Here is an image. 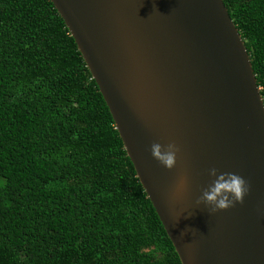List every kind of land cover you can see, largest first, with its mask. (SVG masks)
I'll return each mask as SVG.
<instances>
[{"label":"water","instance_id":"obj_1","mask_svg":"<svg viewBox=\"0 0 264 264\" xmlns=\"http://www.w3.org/2000/svg\"><path fill=\"white\" fill-rule=\"evenodd\" d=\"M50 2L180 263L264 264V102L223 0ZM154 142L178 146L173 170L153 159ZM212 168L249 182L242 205L197 206Z\"/></svg>","mask_w":264,"mask_h":264},{"label":"trees","instance_id":"obj_2","mask_svg":"<svg viewBox=\"0 0 264 264\" xmlns=\"http://www.w3.org/2000/svg\"><path fill=\"white\" fill-rule=\"evenodd\" d=\"M264 102V0H223ZM0 264H181L50 0H0Z\"/></svg>","mask_w":264,"mask_h":264},{"label":"clouds","instance_id":"obj_3","mask_svg":"<svg viewBox=\"0 0 264 264\" xmlns=\"http://www.w3.org/2000/svg\"><path fill=\"white\" fill-rule=\"evenodd\" d=\"M150 153L154 160L164 168L171 171L177 165L179 148L174 142H154L150 146ZM211 182L204 188L196 201L197 206L203 205L212 212L227 211L237 204H243L245 197L250 194L251 186L241 175L234 172H219L209 169ZM188 183L186 176L180 177L177 190L183 191ZM183 235V233H182Z\"/></svg>","mask_w":264,"mask_h":264}]
</instances>
